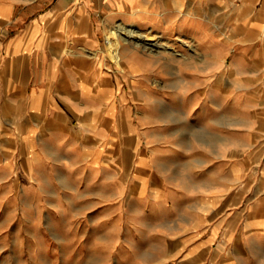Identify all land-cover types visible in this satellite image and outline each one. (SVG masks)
Returning <instances> with one entry per match:
<instances>
[{"label":"crops","instance_id":"crops-1","mask_svg":"<svg viewBox=\"0 0 264 264\" xmlns=\"http://www.w3.org/2000/svg\"><path fill=\"white\" fill-rule=\"evenodd\" d=\"M237 1L238 22L225 34L227 44L241 49L233 61L232 77L240 84L263 85L264 0ZM227 3L228 0H0V180L11 182L13 172L19 174L21 195L36 196L35 204L27 202L25 211L31 207L45 211L43 196L59 195L61 202L47 204L60 206L61 211L117 214L101 223L106 235L109 231L115 233L110 238L116 244L184 245L178 264H264V237L253 238L250 244L246 238H239L245 250H257L252 256L235 248L223 253L221 246H213L220 229L214 217L219 209L214 204L210 213L195 207L190 213L180 211L174 219L148 215L158 201L172 195L166 176L176 171V165L189 160L159 159L145 151L143 120L135 123L128 115L132 110L130 101H142L137 105L139 109L145 100H185L187 92L182 87L189 73L182 64L164 61L161 78L156 75V67L135 63V57L125 70L107 59L105 36L113 27L106 30L118 19H140L162 5L165 20L182 24L190 19L201 20L205 6L210 4L217 7L212 15L218 20L216 11ZM253 69L260 71L259 76L252 78L248 70ZM214 73L219 79V70ZM194 74L197 79L203 77V72ZM156 76L164 87L179 85L178 91L157 93L145 81ZM124 79L132 80L133 92L125 90ZM260 113L264 117V108ZM167 123L152 120L147 125V142L158 143L170 137L175 147L198 148L203 141L219 139L216 127L201 122L180 126ZM125 133L135 138V144L128 147L135 155L126 159L107 155L111 137L117 151L125 148ZM17 156L19 171L13 168ZM167 164L175 167L168 173L160 172L158 166ZM11 189L4 184L3 191ZM252 196L253 211L258 212L254 216L257 226L264 219V185ZM124 213L132 214L125 225ZM188 245L195 247L188 251ZM135 256H139L138 252ZM158 256V260L145 264H166L171 257Z\"/></svg>","mask_w":264,"mask_h":264},{"label":"rangeland","instance_id":"rangeland-1","mask_svg":"<svg viewBox=\"0 0 264 264\" xmlns=\"http://www.w3.org/2000/svg\"><path fill=\"white\" fill-rule=\"evenodd\" d=\"M237 2L228 0L227 5L218 7V20L212 15L217 7L210 4L205 6L201 20L190 19L182 24L165 20L162 5L155 6L153 13L140 19H118L106 32L113 27L109 33L114 34L119 26L124 25L132 26L134 34L122 41L121 62L112 57L109 48L106 50L107 59L122 70L135 57V63L156 67V75L161 78L165 70L164 61L182 64L189 73L187 83L182 87L187 92L185 100L171 104L158 99L145 100L139 109L137 105L142 101H130L132 110L128 115L135 123L143 120L145 151L159 159L181 157L189 160L176 165V171L166 176L165 183L172 195L158 201L153 213L148 215L174 219L180 211L190 213V209L195 207L207 209L206 212L210 213L214 204V208L219 209L218 213L215 210L214 217L218 219L220 229L213 246H221L223 253L235 248L252 256L257 254V250H245L239 238H246L250 244L251 239L264 237V219L256 226L254 216L258 212L252 207V192L264 185V117L260 113L264 108V84L244 85L232 77L233 61L241 49L227 44L225 34L238 22L235 19ZM179 28L185 31L181 32ZM216 69L220 72L219 79L214 73ZM239 69L243 71L244 67ZM197 71L203 72L202 79L195 77ZM248 71L252 78L260 73L255 69ZM157 76L145 80L157 93L178 91L179 85L164 87ZM123 85L127 92L135 89L131 79H124ZM170 115H176V118L172 119ZM152 120L159 124L167 120L168 125L175 126L201 122L216 127L219 139L203 141L198 148L175 147L176 143L170 137L158 143H148L147 125ZM133 144L134 136L125 133V148L117 151L115 139L111 137L107 155H120L125 159L134 156L133 150L128 148ZM16 159L17 165L14 164L13 168L19 171L18 156ZM174 167L170 164L158 166L160 172L167 173ZM18 175L13 172L11 182L0 180V264H145L158 260L161 254L171 256L166 264L179 263L184 245L111 242L110 237H115V233L109 231L106 235L101 230V223L115 218L117 214L114 212H69L61 211L60 206L47 204L61 202L59 195L43 196L45 211H35L33 207L25 211L26 203L35 204L36 196L21 195ZM4 184L12 186L11 192L3 191ZM131 215L123 214L124 225ZM194 247L186 246L188 251ZM135 252L139 256H135Z\"/></svg>","mask_w":264,"mask_h":264},{"label":"bare ground","instance_id":"bare-ground-1","mask_svg":"<svg viewBox=\"0 0 264 264\" xmlns=\"http://www.w3.org/2000/svg\"><path fill=\"white\" fill-rule=\"evenodd\" d=\"M135 32H136V29H135ZM116 34H119V36L115 37V36H117ZM131 34H134V29L132 28V26L127 27L124 25L119 26L117 28V31L114 34H112V33L107 34V37H106V42L108 45L107 48H109V50L112 54V57H114V59L116 61L121 62V60H122V53H121L122 41L124 39L128 40L129 35H131ZM179 40L182 42H186L183 38H179ZM135 43L137 44L138 41H136ZM159 44H161V43L159 42ZM163 44H165V42H163Z\"/></svg>","mask_w":264,"mask_h":264}]
</instances>
